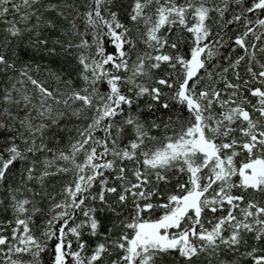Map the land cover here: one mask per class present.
Masks as SVG:
<instances>
[{"label":"snow or ice","instance_id":"6c2138e0","mask_svg":"<svg viewBox=\"0 0 264 264\" xmlns=\"http://www.w3.org/2000/svg\"><path fill=\"white\" fill-rule=\"evenodd\" d=\"M0 264H264V0H0Z\"/></svg>","mask_w":264,"mask_h":264}]
</instances>
